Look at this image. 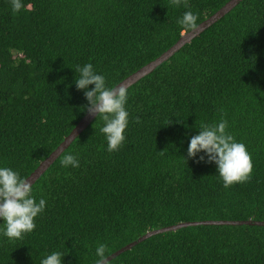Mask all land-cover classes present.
I'll use <instances>...</instances> for the list:
<instances>
[{
	"label": "trees",
	"instance_id": "1",
	"mask_svg": "<svg viewBox=\"0 0 264 264\" xmlns=\"http://www.w3.org/2000/svg\"><path fill=\"white\" fill-rule=\"evenodd\" d=\"M228 1L23 0L13 13L0 0V167L27 178L87 113L77 66L91 63L115 87L190 31L177 23L184 12L199 25ZM127 93L118 151L96 116L32 185L46 200L34 230L10 240L0 217V264H42L53 252L95 264L99 243L109 256L180 222L264 221V0H242ZM221 117L253 163L251 179L227 189L204 152L188 157L200 124ZM65 154L79 167L61 166ZM110 264H264V225L157 233Z\"/></svg>",
	"mask_w": 264,
	"mask_h": 264
},
{
	"label": "clouds",
	"instance_id": "2",
	"mask_svg": "<svg viewBox=\"0 0 264 264\" xmlns=\"http://www.w3.org/2000/svg\"><path fill=\"white\" fill-rule=\"evenodd\" d=\"M171 3L177 7L183 4L190 8L187 0H171ZM10 4L13 13H18L25 7L23 0H10ZM197 20L198 14L189 10L183 13L177 23L183 29L195 30L198 27ZM75 69L79 73L75 81L76 87L85 90L87 111L105 122L99 131L106 136L108 151H118L125 140L124 133L128 125L126 87H108L105 76L97 74L91 63ZM93 84L95 87L89 89V85ZM136 122H140L139 117H136ZM227 127L228 121L223 117L217 123H201L200 131L191 137L188 147V157L194 158L198 153L204 152L208 163L215 162L226 189L235 183L248 182L253 170L252 157L246 145L237 142L227 132ZM205 155H201L199 160H205ZM60 163L63 167H79V160L72 154L63 155ZM32 191V183L18 171L0 167V217L4 221L2 232L10 240L20 239L23 234L32 232L36 227L35 218L45 209L46 200L41 198L37 203L31 195ZM107 251V244L97 245L95 264H110ZM63 255L53 252L42 260V264H63Z\"/></svg>",
	"mask_w": 264,
	"mask_h": 264
},
{
	"label": "water",
	"instance_id": "3",
	"mask_svg": "<svg viewBox=\"0 0 264 264\" xmlns=\"http://www.w3.org/2000/svg\"><path fill=\"white\" fill-rule=\"evenodd\" d=\"M242 0H229L225 5H223L217 12L212 14L206 20L201 22L197 29L190 30L184 32L182 36L178 39V41L172 45L167 51L162 53L159 57L155 60L147 63L146 65L142 66L140 69L126 77L116 86L123 85L126 87H130L131 85L138 82L141 78L151 73L157 66L161 63L169 59L172 55H174L178 50H180L183 46L190 43L195 37L199 36L204 30L218 21L221 17H223L227 12L232 10L238 3ZM97 115H92L88 111L82 117V119L78 122V124L74 127V129L70 132L68 136L61 142V144L45 159L43 160L39 166L27 177L28 181L35 183V181L51 166V164L61 155V153L74 141V139L82 133L88 125L94 120ZM200 224H227V225H242V224H253V225H264V221H254V220H203V221H187V222H180L178 224L170 225L168 227H163L156 230L148 231L145 235L139 237L135 241L127 244L126 246L120 248L116 252L109 255L108 259L112 260L117 255L121 254L122 252L131 249L137 243L147 239L148 237L157 234L163 233L166 231H175L182 227H187L190 225H200Z\"/></svg>",
	"mask_w": 264,
	"mask_h": 264
}]
</instances>
